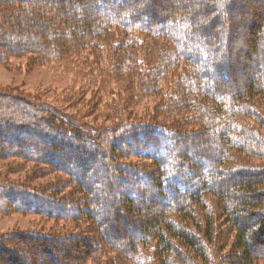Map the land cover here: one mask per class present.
Returning a JSON list of instances; mask_svg holds the SVG:
<instances>
[{
	"label": "trees",
	"instance_id": "16d2710c",
	"mask_svg": "<svg viewBox=\"0 0 264 264\" xmlns=\"http://www.w3.org/2000/svg\"><path fill=\"white\" fill-rule=\"evenodd\" d=\"M244 1L0 0V67H87L80 120L0 93V214L55 223L1 236L0 264H264V6Z\"/></svg>",
	"mask_w": 264,
	"mask_h": 264
},
{
	"label": "rangeland",
	"instance_id": "374dc122",
	"mask_svg": "<svg viewBox=\"0 0 264 264\" xmlns=\"http://www.w3.org/2000/svg\"><path fill=\"white\" fill-rule=\"evenodd\" d=\"M146 2V0H143ZM213 1V0H212ZM53 4L55 2H52ZM244 4L246 5L247 9L253 11L257 10L258 8L264 6V0H245ZM70 10V9H69ZM235 11V7L232 9H228V16L233 15ZM220 14V13H219ZM219 14H214L210 18L212 19L214 16H218ZM217 18V17H216ZM210 19V20H211ZM246 19V18H245ZM223 20V22L226 20V17L224 15H219V21ZM232 20L236 22V20H244L243 15L240 16H233ZM221 24V21L220 23ZM225 24V22L223 23ZM220 25H217L216 28H214L213 31L220 36L221 39H223V36L225 33H222ZM241 29L237 31L236 34H234L233 42L228 44V48L230 52L235 54H242L241 51H247L246 45L252 42L251 35L245 34V36L241 37ZM245 32V31H243ZM258 39V38H257ZM263 39V38H262ZM221 41V40H220ZM256 41V39H255ZM4 42V40L0 39V43ZM221 44V43H220ZM231 54V55H232ZM234 55V54H233ZM80 60V59H79ZM68 72H63L57 68L54 67H37L35 69H29L27 66V62L25 59H17L13 58L9 61V65L7 67H0V93L2 94H12L15 96L24 97L30 101H39V102H45L47 104L54 105L57 109L65 112L69 116H77V119L80 120V114L84 111V106L80 107V102L76 101V94H73V90L77 88L80 85V79H76L75 75L79 74L81 71H85L86 66L82 67L80 66V61L78 60H72L68 62ZM78 67V70H77ZM29 69V70H28ZM205 70H209L208 66L204 67ZM254 75V72H245L242 74H232L230 73V81L227 83H224L222 78H224L222 75H216L214 77V84L223 83L225 87H229L230 82L232 81H239L240 83H244L251 78V76ZM80 77V76H76ZM89 80V78H88ZM93 80V79H90ZM77 83L74 85V83ZM110 86L113 87V85L110 83ZM228 90H231L232 88H227ZM90 96V95H89ZM87 97L88 99L90 97ZM155 99L153 100H146L145 105L148 106L154 105V103L158 102ZM143 108H137L135 111L138 113L142 112ZM94 109L88 113L84 119V122L94 123V125L102 124L103 119L102 118H95ZM79 117V118H78ZM95 120V121H94ZM108 122H105V125H108ZM177 146V145H176ZM180 147L181 146H177ZM179 148V149H180ZM178 149V148H176ZM0 164H7V161L1 162ZM24 177L25 175L18 174L15 176H8V179L11 180V183L21 182L20 185H23L24 183ZM159 205L158 202L155 203V205ZM161 205V204H160ZM144 206H150L148 203H144ZM117 220V219H116ZM119 224V222L117 223ZM55 226V223H52L50 221H45L41 219L38 216L34 215H21V214H10V215H2L0 214V237L1 236H11L16 235L19 233H42L45 231H49ZM244 227H247L245 225ZM52 232V231H51ZM79 233V232H78ZM120 231L117 235L118 241H127L132 239L134 235L131 233L124 234ZM232 241V239L230 240ZM91 242V240H90ZM262 242H264V239H262ZM232 243V242H231ZM255 247V246H254ZM257 248L255 251H263V246H256ZM63 252H67V258L70 257L74 258V255L80 254V247L72 246L69 244L63 245V248L61 249ZM229 249L226 248L223 254L228 251ZM150 255V254H147ZM57 256V255H56ZM61 257V256H60ZM35 258L37 260H34V263H39L41 260H44L45 262L49 263L47 259H45L43 254L36 253ZM72 258V259H73ZM71 260V259H70ZM69 260V261H70ZM36 261V262H35ZM28 263H32L31 261H28ZM53 264V263H51Z\"/></svg>",
	"mask_w": 264,
	"mask_h": 264
},
{
	"label": "bare ground",
	"instance_id": "6f19581e",
	"mask_svg": "<svg viewBox=\"0 0 264 264\" xmlns=\"http://www.w3.org/2000/svg\"><path fill=\"white\" fill-rule=\"evenodd\" d=\"M232 66L236 67L237 65H236V64H234V63H232Z\"/></svg>",
	"mask_w": 264,
	"mask_h": 264
}]
</instances>
